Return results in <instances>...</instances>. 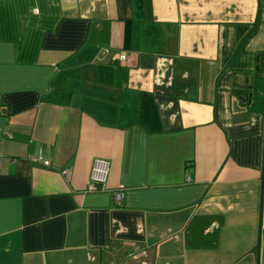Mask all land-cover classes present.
<instances>
[{
	"label": "crops",
	"instance_id": "0c3cea01",
	"mask_svg": "<svg viewBox=\"0 0 264 264\" xmlns=\"http://www.w3.org/2000/svg\"><path fill=\"white\" fill-rule=\"evenodd\" d=\"M262 61L264 0H0V264H264Z\"/></svg>",
	"mask_w": 264,
	"mask_h": 264
},
{
	"label": "built area",
	"instance_id": "2783aa9c",
	"mask_svg": "<svg viewBox=\"0 0 264 264\" xmlns=\"http://www.w3.org/2000/svg\"><path fill=\"white\" fill-rule=\"evenodd\" d=\"M123 57H120V60H122ZM33 161L40 163L43 166H48L49 162L44 160L42 158L41 151H37V154L32 158ZM108 170H109V163L106 160L102 159H95L92 161L89 174H88V180H89V188L91 190H103L108 176ZM66 178H69V173H64ZM112 203L114 206L119 207L122 203L123 194L119 191H115L112 193L111 196Z\"/></svg>",
	"mask_w": 264,
	"mask_h": 264
},
{
	"label": "water",
	"instance_id": "95a60500",
	"mask_svg": "<svg viewBox=\"0 0 264 264\" xmlns=\"http://www.w3.org/2000/svg\"><path fill=\"white\" fill-rule=\"evenodd\" d=\"M261 64L264 65V61L261 62ZM263 78L264 75H258V74H254V75H249L248 78L249 80H245V82L248 81H253L256 78ZM242 91H247L248 93H242V95H240L237 100L241 103H246V106L249 107L251 105V103L254 101L255 99V94H257V91L254 90L252 84H250L249 86H244L241 87ZM263 174H264V117H263V137H262V161H261V188H262V180H263ZM260 212H261V204L259 205V223H260ZM259 238H260V231L258 229V235H257V243H256V264H258L257 262V258H258V248H259Z\"/></svg>",
	"mask_w": 264,
	"mask_h": 264
}]
</instances>
